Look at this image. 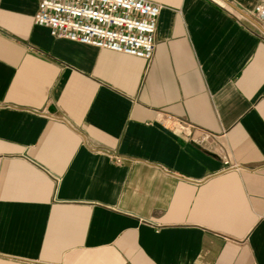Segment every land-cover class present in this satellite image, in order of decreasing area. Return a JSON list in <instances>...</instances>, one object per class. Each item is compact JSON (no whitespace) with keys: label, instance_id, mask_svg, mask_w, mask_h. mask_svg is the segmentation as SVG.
I'll return each instance as SVG.
<instances>
[{"label":"crops","instance_id":"1","mask_svg":"<svg viewBox=\"0 0 264 264\" xmlns=\"http://www.w3.org/2000/svg\"><path fill=\"white\" fill-rule=\"evenodd\" d=\"M150 1L147 60L0 0V264H264V0Z\"/></svg>","mask_w":264,"mask_h":264},{"label":"built area","instance_id":"2","mask_svg":"<svg viewBox=\"0 0 264 264\" xmlns=\"http://www.w3.org/2000/svg\"><path fill=\"white\" fill-rule=\"evenodd\" d=\"M162 8L150 0H40L34 18L47 25L55 38L151 60ZM252 14L264 21V3L257 4ZM163 120L168 126L190 131V126L172 116Z\"/></svg>","mask_w":264,"mask_h":264}]
</instances>
